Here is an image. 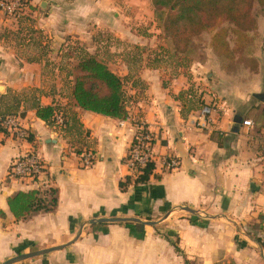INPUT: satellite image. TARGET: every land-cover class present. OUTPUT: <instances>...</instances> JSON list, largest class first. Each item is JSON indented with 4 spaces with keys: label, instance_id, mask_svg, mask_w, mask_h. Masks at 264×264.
I'll return each mask as SVG.
<instances>
[{
    "label": "crops",
    "instance_id": "0c3cea01",
    "mask_svg": "<svg viewBox=\"0 0 264 264\" xmlns=\"http://www.w3.org/2000/svg\"><path fill=\"white\" fill-rule=\"evenodd\" d=\"M28 3L17 18L0 13V118H19L49 183L7 178L11 161L28 146L0 133V264L66 245L86 222L110 217L154 224L84 225L66 248L15 264H264V73L230 75L210 48L204 63L192 61L188 76L171 72L167 58H180L167 53L148 0ZM95 37L104 43L95 47ZM72 41L88 55L99 48L120 58L119 68L103 63L125 79L126 119L75 108L73 77L62 75L60 62ZM128 48L146 57L142 67L122 61ZM192 94L197 107H190ZM49 106L74 112L83 138L40 120L38 107ZM204 107L210 113L199 129L193 122ZM137 124L157 134V164L146 184L121 190L132 179L125 158ZM82 150L95 156L89 169L79 165ZM167 155L178 158L177 170H161ZM49 189L57 191L55 211L25 221L11 214L8 199L16 193Z\"/></svg>",
    "mask_w": 264,
    "mask_h": 264
},
{
    "label": "trees",
    "instance_id": "16d2710c",
    "mask_svg": "<svg viewBox=\"0 0 264 264\" xmlns=\"http://www.w3.org/2000/svg\"><path fill=\"white\" fill-rule=\"evenodd\" d=\"M148 1L171 57L204 63L206 52L196 43L204 35L211 34L209 48L222 70L233 66L235 54L241 52L258 33V20L264 15V0ZM72 77L71 98L75 108L116 120L127 118L125 79L112 72L105 63L84 53L78 59ZM57 112L62 113L65 119L63 131L72 132L77 139L83 138L76 114L72 111L62 110L59 106L38 107L37 117L49 127H54ZM31 140L32 136L28 138ZM139 170L142 173L137 178L127 177L120 183L121 190L131 182L146 184L153 175L154 165L149 163ZM8 207L19 221L28 220L36 213H51L57 207V191L49 189L44 194L40 191L18 192L8 199ZM138 228L142 226L138 225Z\"/></svg>",
    "mask_w": 264,
    "mask_h": 264
},
{
    "label": "built area",
    "instance_id": "2783aa9c",
    "mask_svg": "<svg viewBox=\"0 0 264 264\" xmlns=\"http://www.w3.org/2000/svg\"><path fill=\"white\" fill-rule=\"evenodd\" d=\"M29 7L28 0H0V13L5 17L17 18L21 16ZM210 113L208 107L202 108L199 115L195 118L196 127L203 129L206 126L205 119ZM243 126L252 128L253 124L249 120L243 121ZM54 128L60 131L65 129V119L62 113L57 112L54 115ZM0 133L6 134L28 146L26 152L14 158L8 168L7 178L30 183H43L48 185L46 165L42 157L34 148V141H28L31 135L20 126L19 118L16 116H8L0 118ZM261 153L264 156V134ZM157 141V134L149 126L145 124H137L135 126L134 136L129 146L125 165L131 173L132 178H137L142 172L140 168L146 164H153L154 170L156 166V157L153 152L154 145ZM79 165L82 169H89L95 164V156L90 150H82L79 154L76 153ZM161 170L163 172H173L180 166L178 158L173 156H165L160 160Z\"/></svg>",
    "mask_w": 264,
    "mask_h": 264
},
{
    "label": "rangeland",
    "instance_id": "374dc122",
    "mask_svg": "<svg viewBox=\"0 0 264 264\" xmlns=\"http://www.w3.org/2000/svg\"><path fill=\"white\" fill-rule=\"evenodd\" d=\"M264 20V15L260 18ZM259 19V20H260ZM263 22V21H262ZM210 37L211 34H206L197 41L196 44L199 45L202 49L205 50L206 54L209 52V43H210ZM95 47H98L100 43L99 38L95 37ZM112 43V42H110ZM119 47H126V46H119ZM231 47L233 45L231 44ZM87 49V48H86ZM125 49V51H122L123 53L126 52L125 56L122 58L123 62H126L130 66V68L135 69V68H140L145 64V58L141 55V52L137 50L136 48L129 50ZM93 53H95V56L98 60L100 61H106L107 63H111V68L112 65L119 68V59L120 58H115L113 59L109 55H103V50H92ZM100 51V52H99ZM86 53L85 51V45H83L80 42L77 41H72L69 43L68 46H64L63 48V55H67V57L62 58V64L64 69H67L63 72V76H65L66 73L72 74V71L74 67L78 63V59L83 56V54ZM127 55V56H126ZM93 56V55H92ZM234 62L233 66L226 70L228 74L233 75V76H243L245 74L248 75H253L251 73H260L263 72L264 68V23L260 26V31L253 35L252 40L245 45V47L242 49L241 52H238L234 56ZM167 62H171L172 67L171 72H176L179 69V73L183 74L185 76H188L190 73V69L192 67V60L187 58V59H178L177 58H167ZM125 64V63H124ZM177 73V72H176ZM64 80V78H63ZM190 90V89H189ZM194 98V103L190 107H197V103L201 104L199 98L197 95H193ZM199 100V101H198ZM188 107V106H187Z\"/></svg>",
    "mask_w": 264,
    "mask_h": 264
},
{
    "label": "water",
    "instance_id": "95a60500",
    "mask_svg": "<svg viewBox=\"0 0 264 264\" xmlns=\"http://www.w3.org/2000/svg\"><path fill=\"white\" fill-rule=\"evenodd\" d=\"M256 98L260 99L263 101V98H261L260 95H256ZM183 210L185 212H189V213H193L192 210H189L187 208H183ZM123 224V223H134V224H145V225H153V222H142L141 220L137 219V218H116V217H110V218H101V219H97V220H90L88 222H86L84 225H104V224ZM82 225L80 227L79 232L77 233V235L75 236V238L68 244L63 245V246H59V247H55V248H50V249H46V250H41V251H37V252H33V253H29V254H24V255H19L16 256L14 258H11L10 260L4 262L3 264H15V263H19L25 260H28L30 258H34V257H38L44 254H48L50 252L53 251H57V250H62L64 248H66L67 246H69L70 244L74 243L80 236L83 226Z\"/></svg>",
    "mask_w": 264,
    "mask_h": 264
}]
</instances>
